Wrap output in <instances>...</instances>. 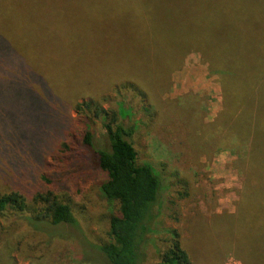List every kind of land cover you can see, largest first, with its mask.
<instances>
[{"label":"trees","instance_id":"1","mask_svg":"<svg viewBox=\"0 0 264 264\" xmlns=\"http://www.w3.org/2000/svg\"><path fill=\"white\" fill-rule=\"evenodd\" d=\"M75 10L69 3V12ZM88 10L91 17L109 19V25L100 24L104 36L94 35L89 20L68 23L70 13L46 0H0V166L10 161L0 178L14 189L27 180L23 192L0 189V263L12 258L3 259L4 250L20 249L21 232L30 227L40 237L36 250L28 247L36 258L54 243L73 242L80 264H148L166 185L153 164L141 161L136 128L125 122L123 107L106 109L99 94L78 100L124 82L127 104L136 94L146 112L172 119L171 112L181 110H165L162 90L186 55L199 52L223 88V110L212 128L223 134L225 148L239 152L235 163L243 178L236 211L215 216L211 228L246 264H264V0H92ZM166 16L176 19L170 30L163 26ZM60 31L62 52L53 34ZM100 47L113 57L94 59ZM86 56L97 60L95 66L104 64L102 77L91 78L92 65L72 79L70 67ZM58 59L71 61L62 64L65 74ZM74 109L82 117L78 122ZM95 123L103 134L95 132ZM61 154L65 166L47 164L48 155L58 161ZM77 163L106 174L99 189L115 202L99 237L88 233L86 213L65 191ZM182 187L184 198L189 191L185 182ZM167 233L157 264H194L180 232Z\"/></svg>","mask_w":264,"mask_h":264},{"label":"rangeland","instance_id":"2","mask_svg":"<svg viewBox=\"0 0 264 264\" xmlns=\"http://www.w3.org/2000/svg\"><path fill=\"white\" fill-rule=\"evenodd\" d=\"M91 2L92 0H46L48 7L60 6L66 10V13L69 12V3L75 5L76 10L65 15L67 22L69 23V18L78 19L80 22L84 20L85 24L86 20L94 22L92 25L96 30L94 35L102 37L104 32L100 30V24L104 22L109 25V19L105 18L104 21L100 17H91L88 10ZM170 14L172 13H162V15ZM175 20L171 16L163 17L164 28L170 30ZM24 24L23 21L22 25ZM62 24L65 30L64 19ZM148 32L153 34L154 30L149 29ZM53 34L61 44L60 52H62L63 33L60 31ZM110 37L115 39L113 34H110ZM79 38L81 40L80 36ZM52 39L55 41L54 38ZM92 54H94L93 58L99 61L106 54L107 59L113 57L111 53H107V47H100ZM94 59L89 56L76 59L79 60L77 65L70 67L73 72L72 79L76 78L75 74H87L88 67L95 66L97 60ZM57 61L58 70L65 74L62 64H69L71 61H62V59ZM103 67L104 64L98 62L91 71V78L102 77ZM128 90L124 82L117 85L110 84L103 87L100 92H86L87 97L79 98L78 102L83 103L90 100L93 94H99L97 97L100 100L104 98L102 102L106 109L123 107L126 111L125 122L136 128L135 142L141 161L153 164L163 178L166 186L158 211L159 229L152 234L148 245L151 259L148 260V264L158 263V251L161 250L162 245L164 246L161 241L168 236L169 229H177L180 232L183 246L190 253L194 264H246L233 250H228L226 244H220L219 240L222 241L223 237L214 234L216 230L211 228L215 216L236 211L238 192L243 181L235 163L239 152L225 148L226 144L220 142L223 134L212 128L224 104L219 74L213 72L201 53H188L183 64L171 72L169 86L162 90L161 94L165 110L179 107L181 111L171 112L174 113L173 118L171 119L170 116V119L162 121L154 109L150 113L145 111V102L137 100L136 94L132 95L131 101L127 104ZM73 117L77 122L82 119L76 109L73 110ZM183 125H186V128ZM93 129L98 135L104 132L99 123L93 124ZM2 151H7V148ZM64 157L62 155L61 160L56 161L54 155H48L47 164L52 165L57 162L65 166ZM7 161L9 158L2 160L0 169L7 168L9 165ZM71 167V171H76V178L68 182L65 191L78 201L79 207H82L86 213L84 219L88 233L94 237L102 236L109 222L107 216L115 210V202L107 200L99 189V183L106 178V174L93 165L83 167L77 163ZM184 182L189 194L182 198L180 194L185 191L182 187ZM18 185L19 187L14 189L8 178H0L2 190L14 189L23 192L27 180L22 179ZM38 239L40 237H36L33 229L24 227L21 232L20 249L12 252L4 250L5 255L2 258L7 259L6 256L12 255L11 259L8 257L7 264H80L77 245L73 242L54 243L44 257L36 258L28 247L31 245L30 250H36ZM158 240L160 244H157ZM10 260L12 262H9ZM0 264L6 262L1 261Z\"/></svg>","mask_w":264,"mask_h":264}]
</instances>
